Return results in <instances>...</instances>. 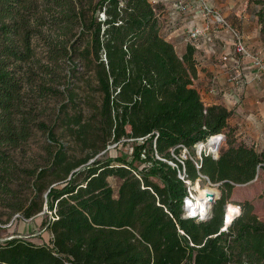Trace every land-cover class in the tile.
<instances>
[{
	"label": "trees",
	"instance_id": "16d2710c",
	"mask_svg": "<svg viewBox=\"0 0 264 264\" xmlns=\"http://www.w3.org/2000/svg\"><path fill=\"white\" fill-rule=\"evenodd\" d=\"M255 3L264 40V0ZM161 31L151 0H0V206L27 220L45 211L52 235L5 240L0 264H264L250 202L233 205L241 212L225 229L235 187L264 172V152L238 139L232 111L203 102L194 46L179 55ZM32 93L66 94L52 123ZM37 132L46 164L21 167L13 153ZM218 135V158L188 159L186 174L221 197L205 220L185 218L188 188L168 161ZM131 141V156L108 155Z\"/></svg>",
	"mask_w": 264,
	"mask_h": 264
},
{
	"label": "crops",
	"instance_id": "0c3cea01",
	"mask_svg": "<svg viewBox=\"0 0 264 264\" xmlns=\"http://www.w3.org/2000/svg\"><path fill=\"white\" fill-rule=\"evenodd\" d=\"M159 8L162 35L174 45L177 53L183 55L188 45L195 48V59L198 64V77L195 87L199 90L206 106L223 105L233 112L231 124L238 127L242 136L240 141L258 152H264V82L254 80V68L249 58L235 60L234 41L223 28L212 24V31L207 38L192 41L189 32L194 28H203L210 22L206 20L192 0H151ZM216 7L231 25L239 29L246 46L251 52L264 58V40L261 27L255 15L256 8H247L242 0H207ZM238 77L236 85L232 78ZM262 190L259 177L244 185ZM252 193V192H249ZM248 195L242 196L248 199ZM255 195V194H254ZM37 218L18 225V234L9 236L21 238L33 232L31 225ZM25 222V221H23ZM35 222V223H36ZM21 233V234H20ZM30 234L31 241H48L52 235L47 230ZM47 238L48 240H44ZM6 240L1 239L0 241Z\"/></svg>",
	"mask_w": 264,
	"mask_h": 264
},
{
	"label": "rangeland",
	"instance_id": "374dc122",
	"mask_svg": "<svg viewBox=\"0 0 264 264\" xmlns=\"http://www.w3.org/2000/svg\"><path fill=\"white\" fill-rule=\"evenodd\" d=\"M242 1L243 3L247 5V8H250L251 6L256 8L255 0H242ZM37 52H38V57L41 58L42 60V63H47V59L45 58L46 49L43 47L42 42L38 44ZM61 65L62 67L66 68V65L64 64V62H61ZM60 76H63V75L60 74ZM67 84H68V80L66 81L65 79L63 78L61 79L60 77V79L57 82L56 87L58 90L63 92ZM37 96H38L37 93L31 94L32 99H37L39 103L38 104L39 112L43 113L42 119L46 120L49 123H52L56 119L57 110L62 105V102L64 98L66 97V94L59 95L58 97H53V98L50 97L48 99L46 98L40 99ZM236 135L238 139L242 138V136L239 133V129ZM61 140H64L67 143H72L70 141V138H64ZM46 146H47V136L44 135L42 132H37L36 135L31 139V141L27 145H25L21 149L14 151L13 155H14L15 160L21 167L38 168L46 164V161H47ZM221 146L222 148H224L226 145L223 144ZM132 152H133V142L132 141L126 143L125 145L122 144L118 148H115L113 144L108 146V155L113 158L119 157V156H131ZM189 153L192 156L196 154L195 155L196 157L197 148H194L193 150H189ZM258 177L261 183L263 184L262 190L254 187L250 191L251 187H246L244 185L236 186L231 195V198L228 201V204H227L228 206L226 205L227 211L229 210V207L231 204L235 206H239V205L241 206L242 203H244L245 201H248L254 206V212L259 216L260 219L264 221V172L261 171ZM110 183L112 187L114 188V190L117 191L120 185V181L116 178H110ZM193 188L195 190L194 196L197 198L199 195L198 190L203 189V188L213 189L217 194L216 200H218L221 197V192L218 186H214V185H210V184H206L205 182H202L201 184H194ZM249 192H252V193H249ZM245 193L253 194V195L252 196L248 195V199H246L245 197L242 196ZM213 205L211 206L210 212L213 208ZM240 212H241V208L239 210V213ZM14 217L11 214V211L9 209L3 206H0V224L1 225H11V222L13 221ZM50 217L51 215L46 214L45 211L39 214L38 216H36L35 218H37L38 223L36 221L31 223V225L34 226L33 232L29 231V234L22 235L21 238L26 239V240L35 239L30 236V234H34V233H38L37 238H41L42 235H40V232L44 229L46 230V227L43 226V223L48 222ZM21 223H26V222H23V220L18 219V220H15L11 226H7L5 228L0 227V238L1 239L5 238L7 240L9 236H12V234L13 235L18 234L17 232V230L19 229L18 225H20ZM44 240H48V239L45 238ZM4 242L5 240L0 241V244ZM42 243H44V241L38 242V244H42Z\"/></svg>",
	"mask_w": 264,
	"mask_h": 264
},
{
	"label": "built area",
	"instance_id": "2783aa9c",
	"mask_svg": "<svg viewBox=\"0 0 264 264\" xmlns=\"http://www.w3.org/2000/svg\"><path fill=\"white\" fill-rule=\"evenodd\" d=\"M192 1H194L195 4L198 5L201 15L206 20H209L210 23L203 28H194L193 30H191L189 32L190 39L196 42L201 38H207L209 33L212 31V24H215L223 28L231 35L234 41L235 60L238 61V59L241 58H249L255 70L254 80L260 83L264 82V58L248 50L242 32L233 25H231L227 20V18L216 7L209 4L207 0H192ZM231 82L237 85L240 82V80L238 79V77H234L232 78ZM221 137L222 139L219 140V144L222 145L223 135H221ZM220 147L218 148L216 147L213 150L210 148V146H207V143H203V146L199 144L198 146H196L197 156L194 158L192 155H190L189 150L186 147L180 145L178 146V148L181 150L180 153L176 155L174 154L173 151L174 160L168 161V163L178 171V178L182 180L188 188V196L184 200L185 218H194L197 219L198 221L205 220V219H201V217H199L198 215L193 217L191 216V213H189V209L192 207L191 204L195 201V196H194L195 190L193 188L194 184L188 179V176L186 174V161L188 159H191L197 164V160L201 158L202 153L211 155L214 158H218ZM239 210H237L236 214L234 215L235 217L240 214ZM18 219H21L25 222L30 221L22 218L19 215H16L13 218L11 225L15 220ZM11 225L0 224V227L5 228Z\"/></svg>",
	"mask_w": 264,
	"mask_h": 264
},
{
	"label": "bare ground",
	"instance_id": "6f19581e",
	"mask_svg": "<svg viewBox=\"0 0 264 264\" xmlns=\"http://www.w3.org/2000/svg\"><path fill=\"white\" fill-rule=\"evenodd\" d=\"M222 139L221 135L214 136L207 142V146H210L211 149H215L217 145L219 144V140ZM203 146V143L201 144ZM199 195L198 198L195 197V201L191 204V208L189 209V213H191V216H199L201 219H206L209 215L210 208L212 206V202L215 199V196L217 197L216 192L211 188H203L198 190ZM213 196V197H212ZM239 210V208L230 205L229 210L226 214V228L231 224L232 220L235 218V214Z\"/></svg>",
	"mask_w": 264,
	"mask_h": 264
},
{
	"label": "water",
	"instance_id": "95a60500",
	"mask_svg": "<svg viewBox=\"0 0 264 264\" xmlns=\"http://www.w3.org/2000/svg\"><path fill=\"white\" fill-rule=\"evenodd\" d=\"M220 145H221V144H218V145H217V148L220 147ZM212 197H213V196H212ZM215 199H217L216 196H215ZM215 201H216V200H213L212 205L215 203ZM210 209H211V208H210Z\"/></svg>",
	"mask_w": 264,
	"mask_h": 264
}]
</instances>
